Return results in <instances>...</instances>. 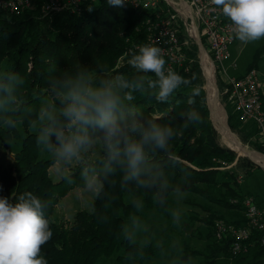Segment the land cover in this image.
Masks as SVG:
<instances>
[{"label":"trees","instance_id":"obj_1","mask_svg":"<svg viewBox=\"0 0 264 264\" xmlns=\"http://www.w3.org/2000/svg\"><path fill=\"white\" fill-rule=\"evenodd\" d=\"M32 1L40 5L43 0ZM90 3H94L92 12L87 11ZM37 9L36 12L13 15L11 19L0 14V79L11 73H17L23 79L22 83H15L14 89L10 87L13 102L4 105L0 120L13 118L25 127L49 112L52 106L61 107L49 81L66 71L76 70L81 65L92 69L107 65L113 74L129 72L131 75L134 71L128 64L131 52L138 48L136 46L146 44L148 20L157 18L159 13L155 8L135 9L128 2L123 7H111L106 0H83L78 6L47 13ZM176 28L178 36L187 38L189 43L186 48L189 59L176 72L188 79L195 76L191 86H181L168 102L161 103L154 96L136 94L128 105L140 118H151L176 129L171 141L172 151L146 149L141 179L151 182V187L125 181L123 164L113 162V171H107L109 157L106 150L90 167L81 165L75 172L65 175L71 183L62 178L56 181L50 175L54 163L50 157L40 155L34 131L27 132L23 138L22 147L15 153V162L7 167L0 165V196L11 200L30 191L46 205L45 216L50 221L53 235L42 246L41 254L48 264H98L111 257L115 264H147V260L157 255L156 246L150 243L138 245L132 242V234L125 231L126 218L138 212L141 200L154 204L166 216L170 210L169 195L173 191L196 192L218 204L229 205L223 198L212 196L209 188L222 185L233 193L230 181L218 177L226 175L222 170L223 163L233 162L235 153L216 142L203 89L199 46L185 35L181 19L177 20ZM201 39L207 49L203 35ZM125 53L127 62L118 65L119 58ZM188 65L189 69H185ZM191 87H199L200 94L192 96ZM233 109H228V120L235 130L238 124L234 121L237 114ZM192 110L200 114V120L189 122L185 128L186 114ZM56 115L59 117V113ZM5 130L0 124V134L5 135ZM90 135L92 139L101 138L95 131H90ZM85 169L88 176L97 175L101 182L92 209L77 211L70 226L53 220L51 217L60 197L74 187L86 186ZM126 195L133 199L126 202ZM234 222L245 224L246 219ZM262 238L264 231L254 228L249 252L237 256L239 264L264 263ZM230 242L229 237L215 239V249L227 252Z\"/></svg>","mask_w":264,"mask_h":264},{"label":"clouds","instance_id":"obj_2","mask_svg":"<svg viewBox=\"0 0 264 264\" xmlns=\"http://www.w3.org/2000/svg\"><path fill=\"white\" fill-rule=\"evenodd\" d=\"M220 13L231 23L235 39L242 43H254L264 38V0H212ZM111 7H123L126 0H106ZM94 3L87 11L94 10ZM128 64L134 70L131 75L113 74L107 65L95 69L81 65L74 72L62 73L49 83L53 95L60 101L59 117L45 112L32 125L35 143L47 153L53 163L70 164L87 151L93 139L90 131L101 134L109 157L107 171H113L111 163L125 166V181H136L143 187L152 183L141 179L146 149L171 150L176 129L151 118H140L128 105L136 94L154 96L157 102H168L173 94L184 86L189 88L192 79L182 77L165 67L162 50L153 44H141L131 52ZM151 74V75H150ZM17 73L0 79V111L12 103L10 87L22 83ZM192 96L200 94L199 87H191ZM192 101L189 100V103ZM200 114L189 111L184 127L197 123ZM6 129H15L13 118L0 120ZM59 174V173H58ZM86 186L95 187L93 177L84 170ZM69 183L72 181L61 176ZM45 203L32 192H23L13 199L0 196V264H48L42 255V246L52 237L50 221L45 216ZM174 222L180 216L173 212ZM137 220L132 221L135 227Z\"/></svg>","mask_w":264,"mask_h":264},{"label":"rangeland","instance_id":"obj_3","mask_svg":"<svg viewBox=\"0 0 264 264\" xmlns=\"http://www.w3.org/2000/svg\"><path fill=\"white\" fill-rule=\"evenodd\" d=\"M50 1L52 0H43L40 2V5H35L32 0H29L30 5L28 7L23 4L19 6L16 1L14 9L4 6L0 8V14H2L4 18L11 19L13 15L15 16L23 12H36L39 10L37 9L38 7L41 9V12H43V6ZM54 1L58 6L63 7V9L76 5V0ZM171 1L175 2V0ZM172 2H170V0H158L155 9L159 12V17L151 21L155 23L161 19L160 16H168L173 12L171 9L179 13L180 17L178 16L176 20L183 19V16H185L184 13H182L183 10L178 4L175 5L172 4ZM176 2H178V0H176ZM164 10L167 11L162 12ZM153 23L151 22V24ZM176 23L177 22H175V24ZM191 28L190 25H188L187 28L185 27V35H187L189 39H193V37H190L191 35L189 33ZM187 47H189L188 39H182L178 36L177 45L173 47L174 51L178 52L180 55L178 58L179 60L175 63L176 71L189 59L186 50ZM232 53L234 57H237L242 71L255 69L264 85V38L254 43L247 44L236 39L232 46ZM198 57L201 77L204 83L203 89L205 91L206 104L209 109L210 104L206 87L208 78L204 72L202 55L199 54V52ZM123 62H127V53L119 58L118 65H121ZM189 66L190 65L185 69H189ZM74 71L75 70L66 71L65 73ZM126 75H129V72H127ZM215 78V91L227 114L229 128L245 146L257 152L264 153V140L258 126L254 122L250 120H241L238 116H235L234 121L238 124V129L234 130L229 125L228 109L233 106L225 91V80L218 73L215 74ZM59 109L60 107L58 106H52L49 112L58 114ZM43 116L44 114L39 116V119L31 123L28 127L22 126L21 122L17 121V127L15 129H6L5 135L0 134V165L2 167H7L15 162V153L22 147L23 138L26 136L27 132L33 131L32 125L37 124ZM209 117H211L210 110ZM210 120L216 132V142L231 149L235 153L233 162L223 163L224 167H222V170L226 172V175L220 174L218 177L220 180L226 179L230 181L234 194L228 192L222 185L216 187L211 186L209 188L212 196L223 198L228 201L229 205L225 206L213 202L196 192L173 191L169 195L170 210L167 216L160 213L154 204H148L141 200L138 212L126 218L125 231L132 234V242L138 245L143 246L146 243H150L156 246L157 255L147 260V264H239L240 262L237 261V256L239 255H233L230 249L227 252H219L215 249L216 223L221 219L233 223H235L234 221L236 220H242V218L245 217L243 204L245 199L250 196L255 198L258 205L264 209V167L259 162L253 160L251 156L250 158L248 157L249 155L241 154L232 147L226 145L212 118H210ZM256 145L261 146V148H257ZM104 152L105 146L103 140L100 137H95L91 147L87 151L82 152L79 159L73 160L70 164L55 162L50 167V175L54 180L58 181L62 178L61 176L75 172L81 165L90 167L95 160L103 156ZM40 155L42 157H49L47 153L41 150ZM92 177L94 178L93 183L95 185L93 189H89L87 186L74 187L64 196L60 197L55 206L54 214L51 217L53 220L63 222L65 225L70 226L77 211L92 209V202L101 186V182L97 178V175ZM132 199L133 197L131 195L125 196L126 202H130ZM173 212L178 213L180 216L178 223L174 222ZM134 219L137 220V224L135 227H132V221ZM245 223H247V219ZM216 252H219V254L214 255ZM209 260H211V262ZM98 264H115L114 257L101 260Z\"/></svg>","mask_w":264,"mask_h":264},{"label":"built area","instance_id":"obj_4","mask_svg":"<svg viewBox=\"0 0 264 264\" xmlns=\"http://www.w3.org/2000/svg\"><path fill=\"white\" fill-rule=\"evenodd\" d=\"M16 1L19 6L20 4L27 7L30 5L29 0H0V8L5 6L14 9ZM81 1L83 0H76L75 6H78ZM179 1H183L184 7L187 8L184 18L181 19L183 25L186 28L190 25L198 35L205 37L207 54L213 62L214 74L218 73L225 80V91L237 116L241 120L254 122L264 140L263 84L255 69L246 70L241 74L237 73L239 63L237 57H234L232 53V46L236 39L231 30L230 21L220 13L219 8L213 4L212 0ZM126 2L140 10L155 8L158 0H126ZM178 2H175L176 4L172 2V4L177 5ZM179 6L181 7V5ZM61 9L63 7L58 6L52 0L43 6V13ZM178 16L179 13L173 10L166 17L160 16L161 19L155 23L149 19L146 43L159 47L166 61V69L170 68L174 71H176L175 63L180 56L173 49L178 41L175 24ZM193 39L196 41V37ZM182 56L184 57L183 53ZM243 206L247 223L237 225L223 219L216 223V239L231 238L230 250L233 255L249 252L251 232L254 228L264 231V209L258 205L255 198L247 197ZM261 244H264V238H262Z\"/></svg>","mask_w":264,"mask_h":264},{"label":"bare ground","instance_id":"obj_5","mask_svg":"<svg viewBox=\"0 0 264 264\" xmlns=\"http://www.w3.org/2000/svg\"><path fill=\"white\" fill-rule=\"evenodd\" d=\"M170 2L172 1L170 0ZM183 3H184L183 1H179L178 5H181L180 8L183 10L182 13L186 14L187 8L184 7ZM189 33L193 37H198V33L195 32L194 28H191ZM202 62H203L204 72L208 78L206 87L208 90V101L210 104L211 117L214 124L218 128V131L222 135L223 141L226 143V145L232 147L235 151L244 155L251 156L255 161L259 162L264 167V153L257 152L254 149L245 146L239 140L236 134L232 132V130L229 128L227 123V114L224 111L215 91L216 78L213 71L214 68L213 62L206 52L202 54Z\"/></svg>","mask_w":264,"mask_h":264},{"label":"water","instance_id":"obj_6","mask_svg":"<svg viewBox=\"0 0 264 264\" xmlns=\"http://www.w3.org/2000/svg\"><path fill=\"white\" fill-rule=\"evenodd\" d=\"M196 43L198 44V46H199V54H203V53H207V50H206V48H205V46H204V44H203V42H202V39H201V37H200V35H198V37H196ZM207 97H208V93H207ZM209 110H210V106H209ZM210 116H211V110H210ZM210 118H212V117H210ZM248 157H250V156H248ZM251 158V157H250ZM253 159V158H252ZM254 160V159H253Z\"/></svg>","mask_w":264,"mask_h":264},{"label":"crops","instance_id":"obj_7","mask_svg":"<svg viewBox=\"0 0 264 264\" xmlns=\"http://www.w3.org/2000/svg\"><path fill=\"white\" fill-rule=\"evenodd\" d=\"M245 71L246 70L242 71V68L239 66L237 73H240L241 74V73H243ZM263 89H264V85H263ZM263 98H264V91H263Z\"/></svg>","mask_w":264,"mask_h":264}]
</instances>
